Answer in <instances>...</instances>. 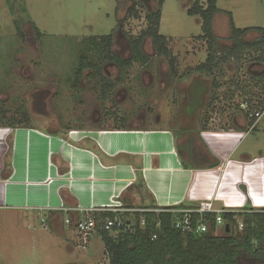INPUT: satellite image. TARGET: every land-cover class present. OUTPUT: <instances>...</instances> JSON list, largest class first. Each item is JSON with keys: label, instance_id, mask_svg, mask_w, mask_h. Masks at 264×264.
Wrapping results in <instances>:
<instances>
[{"label": "rangeland", "instance_id": "1", "mask_svg": "<svg viewBox=\"0 0 264 264\" xmlns=\"http://www.w3.org/2000/svg\"><path fill=\"white\" fill-rule=\"evenodd\" d=\"M193 4V0H164L162 6L159 34L168 40L175 71L145 39L141 46L145 64L133 62L119 69L95 58L99 52L94 51L89 54L96 68L77 78L83 41L112 35L114 54L127 60L132 55L129 40L146 30L145 17L156 11L158 0H0V115L6 119L0 118V127L16 124L24 116L28 124L24 127L51 133L120 124L161 125L186 132L230 126L223 115L229 106L240 112L242 103L248 106L251 93L264 96L260 78L264 66L257 61L261 54L249 52L220 65L212 76L203 77L206 93L192 95L195 84L204 83L192 78V71L209 54L200 17L187 14ZM206 4L207 0H200L202 8ZM216 7L219 36L230 34V20L236 29H254L247 41L258 39L261 32L256 29L264 30V0H216ZM226 38L217 42L215 52L224 55L231 48L233 43ZM102 79L115 84L104 101ZM225 92L237 95L233 103H227ZM192 96L199 101L195 108ZM247 108L244 111L250 114L257 110L252 104ZM2 160L0 175L9 168ZM15 217L0 209V264H109L96 233L81 237L72 224L61 227L58 217L44 214L24 212ZM129 218L133 220V215ZM240 264L264 263L242 258Z\"/></svg>", "mask_w": 264, "mask_h": 264}, {"label": "crops", "instance_id": "2", "mask_svg": "<svg viewBox=\"0 0 264 264\" xmlns=\"http://www.w3.org/2000/svg\"><path fill=\"white\" fill-rule=\"evenodd\" d=\"M217 14L212 31L220 42L230 34L216 33ZM206 75L192 71L204 83ZM227 95L229 104L237 97ZM249 98L246 103L259 110L264 96ZM242 105L240 112L229 106L223 113L230 126L187 132L161 125L56 133L0 127V159L9 164L0 175V209L13 217L24 212L58 217L61 227L67 216L81 218V210L113 205L192 209L212 202L217 210L264 209L263 115L255 119Z\"/></svg>", "mask_w": 264, "mask_h": 264}, {"label": "trees", "instance_id": "3", "mask_svg": "<svg viewBox=\"0 0 264 264\" xmlns=\"http://www.w3.org/2000/svg\"><path fill=\"white\" fill-rule=\"evenodd\" d=\"M193 1L194 4L191 9L187 10V14L200 17L201 37L206 41L209 51L206 61L201 66L196 67L195 71L212 76L219 70L220 65L226 64L230 60H239L245 54L253 51L261 54L257 61L264 66V30L256 29L261 32L258 39L246 42V39L244 40L245 36L253 33L254 29H236L232 20H230V37L228 41L232 42L233 45L224 55L219 54L214 51L217 46V39L212 31L213 18L219 13L216 0H207L206 9L202 8L200 0ZM163 3L164 0H158L156 11L145 17L146 30L138 38L129 40L132 55L127 60H122L114 54L112 35L83 41L84 52L79 58L80 65L76 77L79 78L86 69L96 68V65L91 63L92 57L90 58L89 54L94 51L99 52L95 58L104 59L106 62L116 65L119 69L130 66L133 62L145 64L147 57L141 51L145 39L151 40L155 54L168 59L171 70L175 71L172 55L167 48L168 40L159 34ZM135 17H137L136 14ZM34 32L37 37H40V32L36 27H34ZM217 56L220 58L217 59ZM260 78L264 79V72L260 75ZM197 84L192 89L193 93L201 92L203 96L206 93V83H203V85L199 83V86H203L201 89L198 88ZM114 88V83L102 79L101 100H106ZM191 99H193V96ZM197 102L194 106L192 103L191 105L195 108ZM259 106V110L263 111L264 100L260 102ZM0 118L6 120L4 115H0ZM21 119L22 121L16 124L13 122L9 126L6 125V127L27 126L26 117H21ZM119 120L124 122L122 118ZM2 126L4 127V125ZM117 126L124 127L123 124ZM92 216L97 221L96 234L104 245L109 264H240L242 258L264 263V209H246L240 213L222 214L224 222L228 225V232L224 228V234L220 236L213 234L215 215L212 214L204 218L206 223H210V229L207 232L199 234L189 232L184 235L173 228L174 220L177 218L182 219V214L135 213L133 215L134 225L132 230L122 229L114 232L105 231L100 226V221L112 218L114 214L95 213ZM191 218L194 222L198 220V216L195 214H192ZM142 220H145L146 223L143 227H140ZM238 220L243 225L241 231L238 230Z\"/></svg>", "mask_w": 264, "mask_h": 264}, {"label": "built area", "instance_id": "4", "mask_svg": "<svg viewBox=\"0 0 264 264\" xmlns=\"http://www.w3.org/2000/svg\"><path fill=\"white\" fill-rule=\"evenodd\" d=\"M248 107V106H247ZM243 107L245 111L248 112V108ZM264 114L263 111H253L252 115L255 119H259ZM243 212V211H240ZM236 212V213H240ZM82 217L78 218L71 222L72 219L67 218L64 220V224L66 226H71L75 228L77 233L82 237L89 236L92 233H96L97 229V221L93 218V214L95 213H111L114 214L112 218H107L105 220L100 221V226L103 230L108 232L120 231V230H132L134 225L132 218L129 217L134 215L135 213H172V214H182L183 218H177L173 222V228L178 231L180 234L184 235L189 232L194 233H205L210 229V223L205 222V217L209 214L215 215L214 218V231L213 234L216 236H220V234H224L223 229H226L228 226L223 218L222 214L224 213H232L230 210H217L214 208L212 202H201L196 208L192 209H171V208H160V209H142V210H131L124 209L120 206L113 205L105 208H96V209H87L81 210ZM195 214L198 216V220L195 222L192 220L191 215ZM145 220L140 222V227L145 225ZM243 225L238 223V230L241 231Z\"/></svg>", "mask_w": 264, "mask_h": 264}, {"label": "water", "instance_id": "5", "mask_svg": "<svg viewBox=\"0 0 264 264\" xmlns=\"http://www.w3.org/2000/svg\"><path fill=\"white\" fill-rule=\"evenodd\" d=\"M226 232H228V226H226Z\"/></svg>", "mask_w": 264, "mask_h": 264}]
</instances>
